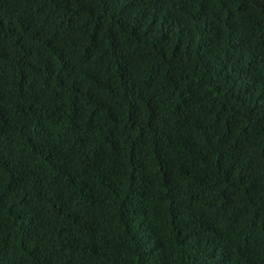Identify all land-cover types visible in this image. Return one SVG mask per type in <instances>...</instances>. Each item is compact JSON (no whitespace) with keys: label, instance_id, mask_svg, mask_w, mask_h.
Listing matches in <instances>:
<instances>
[{"label":"trees","instance_id":"1","mask_svg":"<svg viewBox=\"0 0 264 264\" xmlns=\"http://www.w3.org/2000/svg\"><path fill=\"white\" fill-rule=\"evenodd\" d=\"M0 264H264V0H0Z\"/></svg>","mask_w":264,"mask_h":264}]
</instances>
